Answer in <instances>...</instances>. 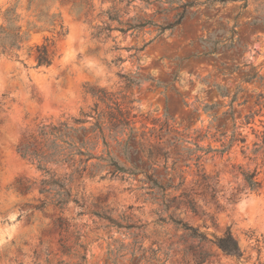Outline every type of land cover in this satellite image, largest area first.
<instances>
[{"label":"rangeland","instance_id":"rangeland-1","mask_svg":"<svg viewBox=\"0 0 264 264\" xmlns=\"http://www.w3.org/2000/svg\"><path fill=\"white\" fill-rule=\"evenodd\" d=\"M29 1L0 0L3 9L17 3L23 29L28 22L40 27L19 50L0 52V264H196L199 252L208 255L201 264H264V153H251L255 133L264 128V0H134L129 6L123 0L117 4L125 11L122 20L155 25L112 30L105 38H95V26L106 21L102 12L118 0H31L27 10ZM183 3H191L185 12ZM182 12L180 24L160 32ZM52 20L61 25V34L59 27L52 29ZM41 45L47 46L49 65H37ZM254 72L256 78L242 82ZM125 79L140 82L127 88ZM215 85L229 96L221 97ZM236 87L233 123L245 142L222 154L197 150L196 145L218 148L219 133L231 131L230 119L224 117L219 129L212 113L228 109ZM211 104L223 106L205 111ZM116 105L129 111L133 149L142 138L168 151L148 170L166 191L150 187L140 173L111 176L95 159L88 161L95 163L94 177L74 174L68 183L77 204L70 201L62 210L41 206L43 174L17 153L22 137L81 112L92 113L84 124L89 128L94 109L106 113ZM247 115L252 117L245 124ZM108 144L129 167L116 142L108 139ZM103 149L98 140L93 153ZM141 160L146 168V157ZM239 167L257 171L258 190L247 188ZM49 168L61 178L72 171L63 164ZM183 191L196 201L197 214L182 203ZM169 214L209 240L229 231L242 257L189 236Z\"/></svg>","mask_w":264,"mask_h":264},{"label":"trees","instance_id":"trees-1","mask_svg":"<svg viewBox=\"0 0 264 264\" xmlns=\"http://www.w3.org/2000/svg\"><path fill=\"white\" fill-rule=\"evenodd\" d=\"M134 0H127L126 6H129L130 3ZM147 1V0H141ZM179 0H167L169 4L177 3ZM31 0L27 5V10L31 7ZM123 0H118L117 3L112 1V5L102 12L107 16L106 21H103L101 25L95 26V38H105L108 37V34L112 30H118L121 33H126L129 30H141L145 26L155 25L153 21L146 20L143 22L131 23L129 20L121 19L122 8L117 7V4H121ZM245 4H243L244 6ZM191 6V3H183L181 7L183 12L186 11L188 7ZM17 3L12 6H8L3 9L0 5V52L2 54H10L19 50L22 47V43L30 36L31 30H36L40 28L33 22H28L27 27L23 29L21 24H18L19 15L16 13ZM172 9V8H170ZM177 13L176 20L160 27V32H163L167 29H172L174 26L180 24L183 19L184 13ZM40 19V16H37ZM135 20V19H134ZM117 22L120 27H112L111 23ZM52 29L59 27V34H61V25L54 23L52 20ZM146 43L140 48H134L135 51H140L145 47ZM51 61V56L47 51L46 45H41L36 47V62L37 65H49ZM223 72V71H221ZM257 73H252L245 75L242 79V82L246 83L250 80L256 78ZM260 80L263 77H258ZM126 87L129 88L133 85H138L139 80L137 79H125ZM217 92L221 97L229 96V92L221 85H215ZM239 88L236 87V90L233 92L227 105L228 109L223 111L220 115L217 112L212 113L214 121H218V128H223L221 120L226 117L232 121L231 131H221L219 133L220 145L218 148L211 149L207 147L202 149L196 145V149L203 151L205 153L214 152L222 154L235 143H244L245 138L236 133L235 125L233 123L234 117L232 112V104L237 98V93ZM89 92L94 95V92L89 89ZM95 96L99 100H103L102 95H98L95 91ZM261 94H258V97H261ZM132 101H128L130 104ZM223 105L211 104L205 105L204 110H213L216 107H221ZM95 111V121L86 128L84 124L89 121L88 117H93L92 113H80L78 117H72L70 121L64 120L58 123H49L42 124L37 127L33 132L26 133L19 144L16 146L17 153L24 159L34 163L39 170L42 171L43 178L40 181L39 192L44 195L41 206L49 203L55 208L62 210L66 205L72 201L77 204L78 200L76 196L71 193V189L68 186V183L72 181L74 174H77L78 177H83V175H88L89 177L95 176V163L88 165L89 160H98L102 164L103 168L108 169V174L117 175H127L133 176L137 174H142V180L144 182H149L150 187L158 188L162 192L166 191L165 186H160L157 179L154 177L153 173H149L148 170L153 166L158 164V158L162 157L164 160L168 156V151L165 150L161 145L155 144H145L142 141V138L138 141V147L133 149L130 146V143L135 139L134 130L135 128L131 126L133 123L129 119V111L123 110L119 106L108 112H98ZM134 116V115H133ZM252 115L245 116L244 123L248 124ZM217 129V130H219ZM90 133V135H87ZM126 135V139L119 140L120 136ZM204 135H197L196 139L199 140L203 138ZM256 140L253 142L252 154L258 152L264 153V128L261 131L255 133ZM108 139H112L116 142L120 153L125 157L126 161L130 163L129 167L121 165L119 161L111 154L109 150L110 146L108 144ZM98 140L102 141L104 146L103 153L96 156L93 153L97 146ZM243 152V151H242ZM244 153V152H243ZM141 156H145L147 159V167L143 168ZM200 159V156L196 160ZM59 165L63 164L67 167H70L72 171L67 174V177L61 178L49 168L50 165ZM239 173L241 174L245 185L251 191H256L260 187V181L257 178V171L254 170H245L239 167ZM182 181L180 182V184ZM29 188V187H27ZM168 195L167 193H164ZM180 197L183 198V204H185L192 212H198V205L196 201L189 196L186 191L181 192ZM175 196L167 199V202L164 205L165 210H169L173 204ZM168 220L173 222L176 226L185 230L187 234L193 238H197L201 241H212L217 248L224 253L225 255L232 256L235 258L242 257V250L240 249L236 239L232 236L229 231L224 232L220 236L213 237L212 240L207 239L206 235L200 232L197 228L189 226L187 223L181 221V219L175 217L173 214H169ZM207 253L199 252L198 255H195V263L201 264L207 260Z\"/></svg>","mask_w":264,"mask_h":264},{"label":"bare ground","instance_id":"bare-ground-1","mask_svg":"<svg viewBox=\"0 0 264 264\" xmlns=\"http://www.w3.org/2000/svg\"><path fill=\"white\" fill-rule=\"evenodd\" d=\"M70 50H72V49H70ZM86 57H87V59H88L89 61H94V59H92V58L90 57V55L87 54ZM2 229H3V228H2ZM4 230H5V232H6L7 229H4ZM8 230H9V229H8Z\"/></svg>","mask_w":264,"mask_h":264}]
</instances>
